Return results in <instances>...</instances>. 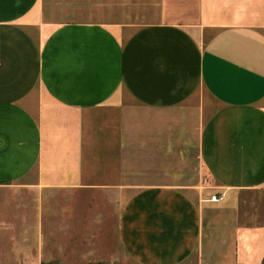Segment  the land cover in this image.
<instances>
[{
  "label": "crops",
  "instance_id": "crops-1",
  "mask_svg": "<svg viewBox=\"0 0 264 264\" xmlns=\"http://www.w3.org/2000/svg\"><path fill=\"white\" fill-rule=\"evenodd\" d=\"M90 190L133 264L261 263L264 0H0V193Z\"/></svg>",
  "mask_w": 264,
  "mask_h": 264
},
{
  "label": "rangeland",
  "instance_id": "rangeland-1",
  "mask_svg": "<svg viewBox=\"0 0 264 264\" xmlns=\"http://www.w3.org/2000/svg\"><path fill=\"white\" fill-rule=\"evenodd\" d=\"M31 180L23 178L2 188L23 189L21 185ZM202 184L206 194L213 184L206 173ZM127 199V195L106 190L77 195L63 192L41 199L25 191L0 193V201L6 203V220L11 224L9 234L0 237V264H12L10 254L24 258L37 253L40 264H133L122 255L117 240V218ZM245 201L241 205L244 216H259L264 211V194L251 195ZM260 205L257 213L255 207ZM35 232V240L40 242L33 245L30 240Z\"/></svg>",
  "mask_w": 264,
  "mask_h": 264
},
{
  "label": "built area",
  "instance_id": "built-area-1",
  "mask_svg": "<svg viewBox=\"0 0 264 264\" xmlns=\"http://www.w3.org/2000/svg\"><path fill=\"white\" fill-rule=\"evenodd\" d=\"M221 196L222 195H219V196H215V195H211L208 197L207 201L209 202H217L221 199Z\"/></svg>",
  "mask_w": 264,
  "mask_h": 264
},
{
  "label": "trees",
  "instance_id": "trees-1",
  "mask_svg": "<svg viewBox=\"0 0 264 264\" xmlns=\"http://www.w3.org/2000/svg\"><path fill=\"white\" fill-rule=\"evenodd\" d=\"M260 264H264V257H263V259H262V261H261V263Z\"/></svg>",
  "mask_w": 264,
  "mask_h": 264
}]
</instances>
